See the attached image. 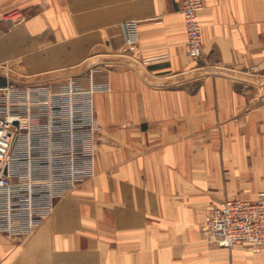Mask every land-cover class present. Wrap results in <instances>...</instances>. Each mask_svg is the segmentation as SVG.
Segmentation results:
<instances>
[{"label": "crops", "instance_id": "1", "mask_svg": "<svg viewBox=\"0 0 264 264\" xmlns=\"http://www.w3.org/2000/svg\"><path fill=\"white\" fill-rule=\"evenodd\" d=\"M182 8L0 0V85L87 86L91 72L110 85L95 97V176L33 234L0 232V264H264V249L218 246L205 226L210 207L264 190V0H204L197 60Z\"/></svg>", "mask_w": 264, "mask_h": 264}, {"label": "built area", "instance_id": "2", "mask_svg": "<svg viewBox=\"0 0 264 264\" xmlns=\"http://www.w3.org/2000/svg\"><path fill=\"white\" fill-rule=\"evenodd\" d=\"M187 54H203L199 20L204 0H182ZM122 31L131 51L138 49L136 21ZM259 71L258 66L252 67ZM109 84L89 74L87 86L71 78L52 83L0 85V232L29 236L50 217L58 199L96 174L100 124L95 97ZM264 100V95L262 96ZM206 228L218 246L264 249V190L253 200L230 198L206 213Z\"/></svg>", "mask_w": 264, "mask_h": 264}, {"label": "rangeland", "instance_id": "3", "mask_svg": "<svg viewBox=\"0 0 264 264\" xmlns=\"http://www.w3.org/2000/svg\"><path fill=\"white\" fill-rule=\"evenodd\" d=\"M19 84H21V85H26V84H24V83H19ZM28 85V84H27ZM206 230H207V232H208V229L206 228ZM209 233V232H208ZM215 243V242H214ZM216 244V243H215ZM217 245V244H216Z\"/></svg>", "mask_w": 264, "mask_h": 264}]
</instances>
